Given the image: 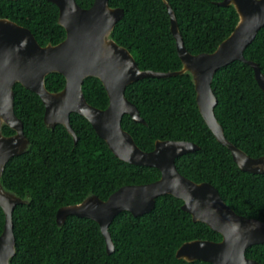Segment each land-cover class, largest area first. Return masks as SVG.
<instances>
[{"label":"trees","instance_id":"16d2710c","mask_svg":"<svg viewBox=\"0 0 264 264\" xmlns=\"http://www.w3.org/2000/svg\"><path fill=\"white\" fill-rule=\"evenodd\" d=\"M75 1L84 9L94 2ZM166 1L191 54L213 52L238 21L233 7L217 5L222 0ZM108 4L124 12L111 38L132 54L140 70L181 69L162 0H108ZM0 18L27 28L41 46L56 45L65 38V30L58 24V9L46 0H0ZM243 56L256 63L264 75V27ZM64 84L60 74L45 77L50 92L60 91ZM211 87L217 98L214 114L226 139L251 158L263 156L264 93L252 68L234 61L216 71ZM82 90L91 106L107 108L108 97L98 79L86 78ZM125 97L145 122L136 123L128 115L121 120L138 149L149 152L156 140L196 144L199 150L175 160L178 172L195 183L211 184L237 215L264 222V174L240 171L229 150L216 141L198 111L188 74L141 79L126 87ZM14 113L30 145L23 155L7 162L0 182L6 191L29 203L17 205L12 214L16 252L11 264H210L176 259L183 243L219 242L221 236L203 223L192 222L181 210L182 201L169 195L158 197L146 215L133 217L122 212L113 219L108 231L115 249L109 256L94 221L69 216L62 227H57L59 208L78 204L89 195L104 201L123 186L157 181L160 172L117 159L78 114H70L76 143L63 126L48 129L40 98L20 84L14 86ZM1 131L5 136L13 134L5 126ZM3 225L0 209V235ZM245 255L264 264V244L249 247Z\"/></svg>","mask_w":264,"mask_h":264},{"label":"water","instance_id":"95a60500","mask_svg":"<svg viewBox=\"0 0 264 264\" xmlns=\"http://www.w3.org/2000/svg\"><path fill=\"white\" fill-rule=\"evenodd\" d=\"M46 1L57 7L58 24L66 34L56 45L41 46L28 29L0 18V181L7 162L23 155L30 145L22 132L23 124L14 113V86L20 84L40 98L44 106L43 122L48 129L61 125L76 143L70 114H78L89 122L97 137L117 159L133 166L156 168L160 172L157 181L123 186L104 201L89 195L78 204L59 208L55 215L57 227H62L69 216L94 221L109 256L115 249L108 231L113 219L122 212L133 217L146 215L154 209L158 197L169 195L182 201L181 210L191 216L192 222L203 223L221 236L219 242L193 240L183 243L175 253L177 260L260 264L248 259L245 252L251 246L264 244V222L237 215L211 184L195 183L178 172L175 160L200 147L187 141L156 140L151 151L143 152L122 128L121 120L128 115L134 122L145 124L136 106L125 97L127 86L144 78L165 79L188 74L194 86L198 111L216 141L229 150L232 162L240 171L264 174V155L251 158L224 136L214 114L217 98L211 87L218 69L240 61L252 68L254 79L264 93V75L259 66L243 56L246 47L264 27V0H222L217 3L220 7H233L238 21L231 34L213 52L199 54H191L185 48L174 12L168 2L162 0L181 62V69L174 72L138 68L132 54L111 38L124 12L121 8L110 7L108 0H94L88 9L81 8L75 0ZM52 73L65 79L63 89L58 92H50L45 87V77ZM88 77L102 83L108 97L106 109L95 108L86 101L82 83ZM3 126L13 134L5 136L1 131ZM28 203L6 191L0 182V209L4 215L0 264H11L16 252L14 208Z\"/></svg>","mask_w":264,"mask_h":264},{"label":"flooded vegetation","instance_id":"af4514ba","mask_svg":"<svg viewBox=\"0 0 264 264\" xmlns=\"http://www.w3.org/2000/svg\"><path fill=\"white\" fill-rule=\"evenodd\" d=\"M6 19V18H5ZM11 21V20H10ZM13 22V21H12ZM15 23V22H14ZM17 24V23H16ZM18 25V24H17ZM20 26V25H19ZM21 27H23V26H21ZM24 28V27H23ZM27 29V28H26ZM33 35V34H32ZM66 35V34H65ZM36 40V39H35ZM64 40V39H63ZM65 85V84H64ZM107 94V93H106Z\"/></svg>","mask_w":264,"mask_h":264}]
</instances>
